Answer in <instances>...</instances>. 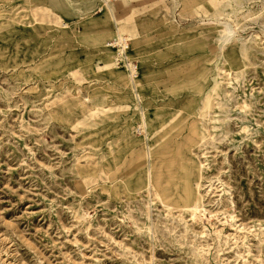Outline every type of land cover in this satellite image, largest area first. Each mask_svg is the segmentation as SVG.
Here are the masks:
<instances>
[{"label":"rangeland","instance_id":"obj_1","mask_svg":"<svg viewBox=\"0 0 264 264\" xmlns=\"http://www.w3.org/2000/svg\"><path fill=\"white\" fill-rule=\"evenodd\" d=\"M0 264H264V0H0Z\"/></svg>","mask_w":264,"mask_h":264},{"label":"built area","instance_id":"obj_2","mask_svg":"<svg viewBox=\"0 0 264 264\" xmlns=\"http://www.w3.org/2000/svg\"><path fill=\"white\" fill-rule=\"evenodd\" d=\"M106 45L115 49V65L119 67H124L133 79L136 78L138 74L136 69L137 66L135 64H132L126 55L128 49V43L126 39L123 37L113 39L109 41Z\"/></svg>","mask_w":264,"mask_h":264},{"label":"bare ground","instance_id":"obj_3","mask_svg":"<svg viewBox=\"0 0 264 264\" xmlns=\"http://www.w3.org/2000/svg\"><path fill=\"white\" fill-rule=\"evenodd\" d=\"M186 206V208H188L192 213H194V211H195V209L198 207L197 205H190V204H188V205H185ZM217 232V231H216Z\"/></svg>","mask_w":264,"mask_h":264}]
</instances>
